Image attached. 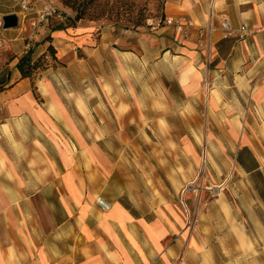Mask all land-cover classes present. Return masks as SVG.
<instances>
[{"label":"crops","instance_id":"obj_1","mask_svg":"<svg viewBox=\"0 0 264 264\" xmlns=\"http://www.w3.org/2000/svg\"><path fill=\"white\" fill-rule=\"evenodd\" d=\"M27 1L35 18L44 4ZM7 15L17 26L1 31L0 264H264V147L252 123L255 113L264 125V0H165L163 16L214 28L209 57L195 30L186 40L165 26L55 30V17L33 28L18 0H0V20ZM222 18L233 30L246 23L250 35L224 39ZM29 52L45 67L22 77L17 64ZM206 78L209 172L244 177L246 191L244 216L216 200L220 235L210 214L185 227L170 193L187 172L160 183L147 162L156 141H172L157 127L201 104ZM177 142L184 163L199 158L186 135Z\"/></svg>","mask_w":264,"mask_h":264},{"label":"rangeland","instance_id":"obj_2","mask_svg":"<svg viewBox=\"0 0 264 264\" xmlns=\"http://www.w3.org/2000/svg\"><path fill=\"white\" fill-rule=\"evenodd\" d=\"M164 3L165 0H54L57 9L55 25L61 23L57 15L61 14L64 17L63 22L67 24H94L97 27H109L112 31L125 33L127 30L133 31L144 27L147 20L156 21L160 19L163 16ZM257 82H261V80L252 81L253 88ZM209 83L206 78L203 84V93L199 97L201 104L198 103V106L188 108L182 118L173 111V114L176 115H173L171 119L172 125L157 127L156 135L171 136L173 142L170 139L167 143L156 141L159 153L154 159L150 156L149 160H146L158 169L156 179L160 183H162L160 179L163 180L168 176L174 186L175 180L181 177L179 175L181 170L183 172L184 169L187 172L188 182L185 183L182 179L181 189L175 190L173 188L170 193L172 201L185 216V227L190 231L193 230L201 215L210 214L215 220L214 226L217 228V235H220V232H223L221 231L223 229L222 212L221 208L217 206L216 200H222L225 204L228 203L234 214L244 216L241 206L245 205L243 198L246 191L242 185L244 177L231 173L228 178H224L209 172L205 138L212 130L207 127L206 120L204 121L203 108L205 94L206 91L208 92L206 89H210ZM206 96L208 95L206 94ZM183 117L187 118V125H184L185 120ZM252 119V123H257L259 140L262 147H264V125H260L261 122L255 113ZM243 127L247 128L246 126ZM180 135H186L191 148L195 146L198 159L195 156L188 155L186 163H184V160L181 159V157L184 158V154L180 152L179 142H177ZM156 139L159 140V137H156ZM129 147L128 156L131 158L137 157L134 146L130 145ZM143 150L148 156L147 150ZM140 163L146 166V163H142L141 160ZM159 166L165 168L168 174L163 175L164 173L159 170ZM166 180L164 182H167ZM236 205L239 209H236ZM232 206L235 207L232 208ZM249 229H251V233L255 234L252 225H249ZM228 264L242 263L234 262L232 258H229Z\"/></svg>","mask_w":264,"mask_h":264},{"label":"built area","instance_id":"obj_3","mask_svg":"<svg viewBox=\"0 0 264 264\" xmlns=\"http://www.w3.org/2000/svg\"><path fill=\"white\" fill-rule=\"evenodd\" d=\"M37 2H42L44 4L43 8L36 13L35 18H31L32 6L27 0H18L20 6V13L23 20H30V25L33 28H37L40 24H47L49 19L55 17L56 8L55 4L51 0H36ZM61 22H63L64 17L61 14H57ZM146 27L150 29H157L160 26H165L170 28L173 33L179 37L181 40L188 39L190 32L195 30V42L197 48L203 50L207 57H209L210 47L212 43V33L215 31L210 25L202 28H196L193 22L184 17L174 18V17H162L156 21L147 20ZM3 28V22L0 20V48L5 44V40L2 37L1 31ZM219 28L221 30L224 39L235 37L238 40H244L247 38L251 30L246 23L241 24L236 30L231 29L230 24L226 18H222L219 22ZM264 30V28H262ZM126 32V31H125ZM97 206L104 212L108 211L110 205L106 203L103 199L96 200Z\"/></svg>","mask_w":264,"mask_h":264},{"label":"trees","instance_id":"obj_4","mask_svg":"<svg viewBox=\"0 0 264 264\" xmlns=\"http://www.w3.org/2000/svg\"><path fill=\"white\" fill-rule=\"evenodd\" d=\"M164 17V16H162ZM161 17V18H162ZM76 22V21H74ZM74 24V23H73ZM72 25V24H70ZM52 29L58 30L61 28V24H56L51 25ZM50 53L53 54V52L50 50ZM44 63L41 62V60H38L36 62H32L31 61V54L30 52L27 53L26 55H24L23 57H21V59L19 60L18 64H17V68L19 70V72L21 73L22 77H32L33 73H35L38 69H43Z\"/></svg>","mask_w":264,"mask_h":264},{"label":"water","instance_id":"obj_5","mask_svg":"<svg viewBox=\"0 0 264 264\" xmlns=\"http://www.w3.org/2000/svg\"><path fill=\"white\" fill-rule=\"evenodd\" d=\"M3 29L15 28L17 26V17L15 15H7L2 19Z\"/></svg>","mask_w":264,"mask_h":264},{"label":"bare ground","instance_id":"obj_6","mask_svg":"<svg viewBox=\"0 0 264 264\" xmlns=\"http://www.w3.org/2000/svg\"><path fill=\"white\" fill-rule=\"evenodd\" d=\"M218 188V187H217Z\"/></svg>","mask_w":264,"mask_h":264}]
</instances>
